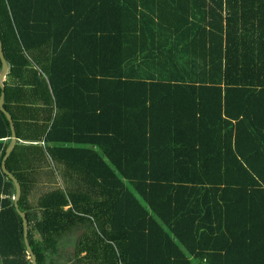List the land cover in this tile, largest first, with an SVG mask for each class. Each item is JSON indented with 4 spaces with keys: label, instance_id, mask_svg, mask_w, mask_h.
<instances>
[{
    "label": "trees",
    "instance_id": "trees-1",
    "mask_svg": "<svg viewBox=\"0 0 264 264\" xmlns=\"http://www.w3.org/2000/svg\"><path fill=\"white\" fill-rule=\"evenodd\" d=\"M0 40L37 264H264V0H0ZM10 136L0 264H31Z\"/></svg>",
    "mask_w": 264,
    "mask_h": 264
},
{
    "label": "water",
    "instance_id": "water-1",
    "mask_svg": "<svg viewBox=\"0 0 264 264\" xmlns=\"http://www.w3.org/2000/svg\"><path fill=\"white\" fill-rule=\"evenodd\" d=\"M0 63H1V70H0V90H1V94H0V111L4 114L6 120L8 121L9 127H10V142L8 147L5 150V154L2 158L1 161V169L2 171L12 180L14 187H15V195L13 197V203H14V207L18 213V215L20 216L21 220H22V229H23V245L27 254V258L30 259L31 264H37L36 262V257L33 253V251H31L28 241H27V222H26V215L24 212H22L19 209L18 206V201L20 199L21 196V185L18 181V179L7 169L6 167V159L9 156V154L11 153V151H13L16 143H17V137H16V132H15V127H14V123L12 120L11 115L4 109V100H5V93H4V82L6 80V74L8 72V64L7 61L4 57L3 54V49H2V42L0 40Z\"/></svg>",
    "mask_w": 264,
    "mask_h": 264
},
{
    "label": "crops",
    "instance_id": "crops-1",
    "mask_svg": "<svg viewBox=\"0 0 264 264\" xmlns=\"http://www.w3.org/2000/svg\"><path fill=\"white\" fill-rule=\"evenodd\" d=\"M44 173L36 180L29 202L32 204L36 203V199L42 194L48 192L56 187H62V179L56 170H53L50 166L42 168ZM86 233L85 226H77L73 229V235L76 239L81 238Z\"/></svg>",
    "mask_w": 264,
    "mask_h": 264
},
{
    "label": "rangeland",
    "instance_id": "rangeland-1",
    "mask_svg": "<svg viewBox=\"0 0 264 264\" xmlns=\"http://www.w3.org/2000/svg\"><path fill=\"white\" fill-rule=\"evenodd\" d=\"M76 240V239H75ZM64 249V251H65V253L67 252V253H71L72 252V244H68L67 246H66V249L65 248H63ZM63 254V257L65 258V256H66V254Z\"/></svg>",
    "mask_w": 264,
    "mask_h": 264
}]
</instances>
